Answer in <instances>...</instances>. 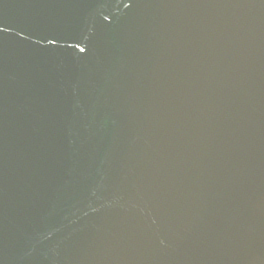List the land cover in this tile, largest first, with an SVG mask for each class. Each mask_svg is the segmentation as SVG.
<instances>
[{"label": "water", "instance_id": "obj_1", "mask_svg": "<svg viewBox=\"0 0 264 264\" xmlns=\"http://www.w3.org/2000/svg\"><path fill=\"white\" fill-rule=\"evenodd\" d=\"M0 264H264V0H0Z\"/></svg>", "mask_w": 264, "mask_h": 264}]
</instances>
